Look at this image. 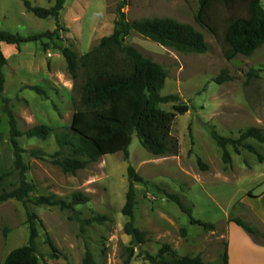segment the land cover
<instances>
[{"label":"rangeland","instance_id":"obj_1","mask_svg":"<svg viewBox=\"0 0 264 264\" xmlns=\"http://www.w3.org/2000/svg\"><path fill=\"white\" fill-rule=\"evenodd\" d=\"M25 1L41 8L52 6L47 0H0V32L27 37L58 30L52 41L28 42L21 44L18 50L13 47L2 69L1 98L9 100L17 130L25 133L40 125L52 130L44 141L25 135L16 139L24 151L27 180L36 189L31 198L55 195L69 201L72 194L82 193L89 202L76 207L79 218L100 216L105 219L80 231L79 223L70 221L68 214L58 207L30 204L28 211L37 216L39 264H81L86 252L97 264H124L130 255L129 264H149L139 252L155 255L162 244H169L179 256H199L207 264H223L224 252L230 264H264V239L231 222L240 219L264 233L262 227H255L247 207L241 202L264 190V160L260 163L255 155L243 149L236 154L227 146L230 163L225 164L222 150L211 137L215 132L220 137L235 140L247 128H258L264 133V45L249 57L238 55L227 61L220 43L195 22L198 0H109L108 10L115 19L116 8L123 3L121 11L129 22L169 18L192 25L203 34L208 51L181 53L131 33L124 44L134 47L167 73L160 95L178 98V102L163 103L159 108L172 112L175 105L188 107L171 125L178 152L152 156L132 134L128 160L122 153H115L100 157L75 175L65 174L51 163V156L58 150L54 135L69 133L81 77L73 83L56 48L69 47L82 56L98 45L103 37L91 27L103 20V13L100 18L97 15V5H103L104 0L91 2L82 21V36H74L60 22L63 30L56 29L52 19L35 17L24 7ZM260 3L264 8V0ZM230 14L218 9L214 19L221 25ZM223 70L231 79L217 84L215 79ZM250 71H254V76L249 75ZM33 86L42 88L47 98L30 90ZM1 98L0 175L13 169L8 118ZM245 143L253 146L264 159V143L254 139ZM32 152L44 156H33ZM196 158L205 168L197 164ZM128 165L143 179L142 184H135L134 227L146 233L145 243L140 246L133 245L131 237L125 234L127 219L121 213L128 188ZM9 180L15 182L16 178ZM164 191L180 195L192 218L212 224L214 230L205 231L190 225L188 216L164 196ZM26 220L21 203L15 200L0 203V264L10 251L27 243ZM46 238L51 239L55 251L50 249Z\"/></svg>","mask_w":264,"mask_h":264},{"label":"trees","instance_id":"obj_2","mask_svg":"<svg viewBox=\"0 0 264 264\" xmlns=\"http://www.w3.org/2000/svg\"><path fill=\"white\" fill-rule=\"evenodd\" d=\"M65 1L47 0L48 3H52L50 8L32 6L25 1L24 7L39 19L54 20L56 29L63 30L59 27L58 16ZM123 7V3H120L116 8L117 17L112 34L103 37L88 53L78 56L69 47L56 48L66 63L67 72L73 83L81 77L78 104L73 113L69 133L54 135L58 150L51 156V163L65 174L75 175L77 171L85 169L90 163L106 155L122 153L125 160H128L132 134L136 135L141 147L152 156L176 155L178 152V141L171 133V125L176 116L184 115L188 111V107L175 105L172 112L159 108L163 103L178 102L176 96L160 95L167 78L166 71L124 42L131 33H135L157 45L189 54H204L208 51V45L203 34L192 25L169 18H148L129 22L121 11ZM218 9L227 14L231 13L221 25L214 19ZM195 22L220 43L227 61L238 55L249 57L264 45V8L260 0H198ZM57 32L58 30H55L27 37L0 32V98L4 87L2 69L6 66L1 44L19 48L21 44L28 42L52 41ZM249 75L254 76V71H250ZM230 79L223 70L215 82L222 84ZM30 90L47 98L45 91L38 86H33ZM1 101L4 106L3 112L8 118L13 169L0 175V203L15 200L22 204L27 216L29 233L27 243L10 251L2 264H39L36 245L38 231L35 225L37 216L28 211L30 204L38 207H58L61 212L68 214L70 221L79 223L80 231H83L85 226L101 223L105 219L100 216L85 220L79 218L80 212L76 207L89 202V198L82 193L72 194L69 201L55 195L31 198L36 189L27 180L28 166L22 156L24 151L16 139L25 135L27 138L44 141L52 130L40 125L20 133L17 130L16 118L8 106L9 100L1 98ZM211 137L222 150L225 164L230 163L227 146H231L236 154L243 149L255 155L260 163L264 160L253 146L245 143L248 139L264 143V133L258 128H247L235 140L220 137L215 132H212ZM32 155L44 156L40 152H32ZM196 160L201 166L200 159ZM13 176L16 178L15 182L9 180ZM127 183L125 203L121 209L122 215L127 219L124 232L131 237L133 245L140 246L145 243L146 233L134 227L135 184H142L143 179L130 165L127 166ZM163 193L188 216L190 225H197L205 231L214 230L212 224L192 218L190 209L180 195L165 191ZM231 222L249 234L264 239V233L251 228L241 220L234 219ZM46 242L50 249L55 251L51 239L46 238ZM139 255L149 264H207L199 256L177 255L169 244H162L155 255L144 251H140ZM130 256L124 264H129ZM221 259L223 264H228L226 252ZM81 264L97 263L91 254L86 252Z\"/></svg>","mask_w":264,"mask_h":264},{"label":"crops","instance_id":"obj_3","mask_svg":"<svg viewBox=\"0 0 264 264\" xmlns=\"http://www.w3.org/2000/svg\"><path fill=\"white\" fill-rule=\"evenodd\" d=\"M92 1L93 0H66L62 9L59 11L58 21L64 28L71 30L74 36H82V21ZM108 2L109 0H104L103 5H97V15L100 18V14L103 13L104 17L103 20L95 22L91 27V30L100 33L101 37L109 36L113 32L115 26V16L109 12ZM13 47L15 46L1 44V50L5 58L7 55L11 54ZM15 48L18 50L17 47ZM241 202L247 207L250 217L255 223V227H262L264 229V190L256 196L241 200ZM228 264H230L229 258Z\"/></svg>","mask_w":264,"mask_h":264}]
</instances>
